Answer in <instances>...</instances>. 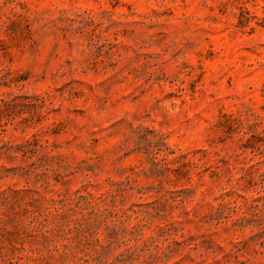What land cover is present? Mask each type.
Instances as JSON below:
<instances>
[{
	"label": "rangeland",
	"instance_id": "374dc122",
	"mask_svg": "<svg viewBox=\"0 0 264 264\" xmlns=\"http://www.w3.org/2000/svg\"><path fill=\"white\" fill-rule=\"evenodd\" d=\"M0 264H264V0H0Z\"/></svg>",
	"mask_w": 264,
	"mask_h": 264
}]
</instances>
